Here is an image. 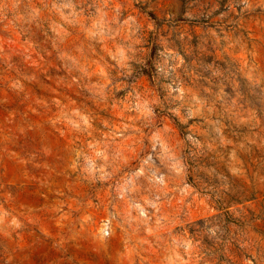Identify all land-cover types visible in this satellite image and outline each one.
Here are the masks:
<instances>
[{
    "label": "clouds",
    "instance_id": "clouds-1",
    "mask_svg": "<svg viewBox=\"0 0 264 264\" xmlns=\"http://www.w3.org/2000/svg\"><path fill=\"white\" fill-rule=\"evenodd\" d=\"M0 264H264V0H0Z\"/></svg>",
    "mask_w": 264,
    "mask_h": 264
}]
</instances>
